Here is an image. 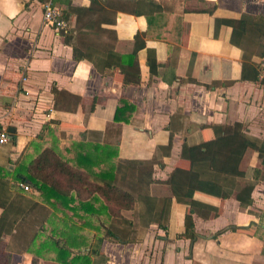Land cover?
Listing matches in <instances>:
<instances>
[{
    "label": "crops",
    "instance_id": "1",
    "mask_svg": "<svg viewBox=\"0 0 264 264\" xmlns=\"http://www.w3.org/2000/svg\"><path fill=\"white\" fill-rule=\"evenodd\" d=\"M54 1L70 22L68 35L44 21L43 0H0V126L10 134L0 147V198L10 202L16 194L15 169L37 148H53L77 166L81 142L100 145L104 162L95 171L110 161L137 162L134 173L152 171L151 196L172 197L168 229L150 222L137 240H104L105 264H264V181L246 210L235 193L222 201L196 191V200L221 210L209 217L193 214L195 239L178 236L186 231L187 205L162 182L174 168L191 166L182 147L202 142L207 124L222 131L239 122L247 134L264 138V83L242 79V50L231 41L232 26L222 21L216 29L217 19L244 14L264 21V0ZM135 51L140 81L134 71L124 84L123 56ZM150 51L156 73L148 64ZM262 59L252 58L260 67ZM122 99L130 105L116 120ZM111 148L117 151L113 158L106 152ZM242 167H262L258 152L249 149ZM42 204L46 207H36L38 219L51 213L36 243L0 239V256H7L8 264H61L54 259L57 252L41 244L49 242L52 228L86 221L80 219L82 210ZM3 212L0 205V218ZM122 214L136 217L133 209ZM108 221L106 214L94 215L84 226L93 231L92 242L101 235L95 226ZM93 258L97 263L98 256Z\"/></svg>",
    "mask_w": 264,
    "mask_h": 264
},
{
    "label": "trees",
    "instance_id": "2",
    "mask_svg": "<svg viewBox=\"0 0 264 264\" xmlns=\"http://www.w3.org/2000/svg\"><path fill=\"white\" fill-rule=\"evenodd\" d=\"M63 16L68 21V27L61 32L68 35L72 31L70 22L64 12ZM255 18L257 17L244 14L235 19H217L216 29L222 21L232 26L231 41L242 50V79L264 83V78H261L262 66L252 60L255 54L264 58V21ZM142 45L144 44L138 45L136 49ZM148 64L151 73H156L157 60L151 51ZM134 71L138 72V83L140 72L136 63V51L123 56L121 73L124 84L130 83L127 77ZM129 105L127 100L122 99L115 114L116 120L122 119L121 115ZM242 126V123L236 122L226 125L222 131H217L215 125H205L202 142L185 143L182 147V156L190 160L191 166L176 167L167 179L162 180L171 186L176 200L187 205L186 231L178 236L191 239L197 237L194 213L209 217L212 212L218 213L221 210L196 200V191L217 196L222 201L235 193L242 210L253 204L252 192L258 183L264 181V138L247 134ZM104 149V146L81 142L75 160L77 166L50 147L42 150L37 148L33 157L24 158L17 165L11 179V188L16 194L10 202L0 198V205L4 207L0 218V239L5 235L11 237L14 245H18L21 240H26L28 245L36 243L35 240L41 236L40 231H46L47 228L41 226L51 213L48 209V214L38 219L36 207H46L42 203L56 208L58 205L74 208L76 212L82 210L84 213L82 216L78 214L80 219L86 220L81 226L70 224L61 229L52 228L45 241L49 242L41 244L56 251L57 256L54 259L61 264H98L93 255L100 257L103 254L101 245L104 240L121 244L137 240L140 237L138 231L145 229L144 225L150 222H155L159 228L167 230L172 197L151 196L150 183L155 181L152 171L145 168L139 175L132 171L138 168L137 162L114 161H110L106 168L95 171L93 167L104 162ZM249 149L258 152L262 167H242ZM106 152L112 158L117 156L114 148L111 151L107 149ZM21 184L28 185L29 189H24ZM17 203L16 209L12 210L13 204ZM124 209L135 210V219L125 218L122 214ZM105 214L110 221L106 225L103 223L102 227L95 226L99 231L102 229V234L98 235L94 243L91 239L93 236L86 232L84 226L89 225L92 216L100 217ZM229 228L243 229L238 226ZM29 248L31 249L30 246L27 247ZM106 260L104 258L103 264Z\"/></svg>",
    "mask_w": 264,
    "mask_h": 264
},
{
    "label": "built area",
    "instance_id": "3",
    "mask_svg": "<svg viewBox=\"0 0 264 264\" xmlns=\"http://www.w3.org/2000/svg\"><path fill=\"white\" fill-rule=\"evenodd\" d=\"M43 18L46 23L54 29L61 30L68 27V21L63 16L62 8L54 0H43ZM262 72L261 78H264V58L261 60ZM26 80V77L23 78ZM10 139V134L3 126H0V147L6 144ZM24 189H29L26 184H21Z\"/></svg>",
    "mask_w": 264,
    "mask_h": 264
},
{
    "label": "rangeland",
    "instance_id": "4",
    "mask_svg": "<svg viewBox=\"0 0 264 264\" xmlns=\"http://www.w3.org/2000/svg\"><path fill=\"white\" fill-rule=\"evenodd\" d=\"M28 191H30V190H28ZM87 229V230H86ZM89 229V230H88ZM85 230H86V232H89V234H90V236H94V235H92L91 233L93 232L92 230H90V228H85ZM92 231V232H91ZM138 233H139V235L141 236V230L140 231H138ZM97 234V233H96ZM95 234V235H96ZM99 234H102V231H99ZM103 252V254L102 255H100V257H98V264H103V262H104V258H106L107 260H108V257H107V255H106V253L104 252V251H102ZM7 256H0V264H8L7 263V259H5Z\"/></svg>",
    "mask_w": 264,
    "mask_h": 264
}]
</instances>
